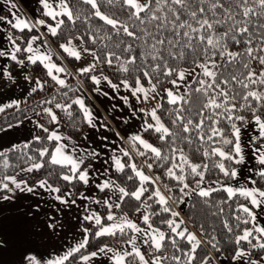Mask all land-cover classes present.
Here are the masks:
<instances>
[{"label": "snow or ice", "instance_id": "snow-or-ice-1", "mask_svg": "<svg viewBox=\"0 0 264 264\" xmlns=\"http://www.w3.org/2000/svg\"><path fill=\"white\" fill-rule=\"evenodd\" d=\"M2 2L12 18L0 16L10 62L0 81L17 83L13 65L42 66L56 94L31 109L47 117L33 122L43 135L0 144V264H264V0H37L32 18ZM57 36L67 57L91 61L57 64L47 43ZM22 74L29 96L45 90ZM94 95L120 103L101 116L86 103ZM13 128L0 126V139ZM66 227L82 236L64 243Z\"/></svg>", "mask_w": 264, "mask_h": 264}, {"label": "crops", "instance_id": "crops-1", "mask_svg": "<svg viewBox=\"0 0 264 264\" xmlns=\"http://www.w3.org/2000/svg\"><path fill=\"white\" fill-rule=\"evenodd\" d=\"M15 2L21 6V12L24 15L28 16L29 18L40 15V9H39L40 7L37 3V0H15ZM0 16H4L8 19L12 18L11 13L9 12L8 8L3 4L2 0H0ZM6 29H7V25L0 24V44H6V41L3 40L4 31ZM40 31L44 32L45 30L42 28L40 29ZM47 43H48V47L51 49V51L54 54H59L58 50L48 41V38H47ZM42 51H43V48H42ZM53 60L57 64L63 63V66L66 67L69 71L75 72L73 67L69 65L67 66L64 62H60L59 59H57L56 55H53ZM9 63H10L9 61L3 58H0V67H2L5 64H9ZM23 71H27V69L20 70L17 68L16 71L13 72L14 75L17 76V83L15 85L9 84L7 81H0V104L7 103L13 99L24 101L28 98L29 96L28 91L33 85L24 81L23 74H22ZM101 87L105 91H108L110 95L112 94V90L109 89L106 85L102 84ZM121 94L127 95V93H121ZM85 95H87V92L85 93ZM132 102L135 103L134 100ZM86 103H89L91 106L97 109L99 115L105 116L106 113L104 110L107 109L110 111L111 104L120 103V101L119 100L109 101L105 97L94 95L93 97L86 100ZM127 112H128V109L125 108L124 112H113L112 115L124 116L127 114ZM106 118L110 119V117H106ZM35 120H36L35 115H30L29 117H27L22 123H19L18 129L13 128L7 135L3 136V138L0 139V144L7 146L11 143H21L25 139L30 138V134L33 131H36L35 125L33 123ZM116 123H119V121H116ZM139 124H140L139 120L133 119L129 121V124L123 125L122 128L128 133H134L138 130ZM88 133L90 136L97 135V133H94L92 130H88ZM108 135L111 136L110 133ZM248 135H253V133L249 132ZM123 146L126 147V144ZM252 163L254 164V161ZM248 175H249V172L247 169H245L243 172L242 179L244 177H247ZM249 187H251V185H249ZM100 195H103V194H100ZM180 208L183 209L182 211V215H183L187 209V206L181 205ZM73 214L79 215L80 210L73 209V211L69 213V217H72ZM136 216L137 215L134 214L133 216H130V217L134 219ZM259 219H260V223L264 224V216H261ZM71 222L73 225L77 223L75 219H72ZM64 231L67 233L66 241L64 243H72L74 239L80 238L82 236V233H80L78 230H75V229L70 230L69 228L66 227Z\"/></svg>", "mask_w": 264, "mask_h": 264}, {"label": "trees", "instance_id": "trees-1", "mask_svg": "<svg viewBox=\"0 0 264 264\" xmlns=\"http://www.w3.org/2000/svg\"><path fill=\"white\" fill-rule=\"evenodd\" d=\"M95 23H100V22L99 21H95ZM32 34H35V33H25L24 35H32ZM48 41L58 50L59 55L61 57H63L62 60L59 59L60 62H64L67 66L69 65L71 67L76 65L77 61H74L71 58L66 57V55L64 53H62V51L59 49V44L64 42L63 40H61V38L59 36H57V37H48ZM16 69H17V67L15 65H13L11 70L14 72V71H16ZM27 72L29 74H31L34 79L38 75L39 78L42 81L46 82L45 90L43 92H37V93H35V94L31 95V96H28V98L26 99L27 103H22L21 104V109H24L25 111L18 112L16 109L13 108V109L6 110V112H4V113H0V126L6 127L8 123H12V124L15 125V124L20 123V121L23 122L30 115H35V113L33 111H31V109L35 108L36 104L38 102L43 101L46 98H50L51 96L56 94V86L44 74V70H43L42 66H29L27 68ZM111 73H112V70L109 69L107 74H109L111 76ZM112 78L115 80V77H112ZM68 83L71 84V85H75L77 83V80L69 78ZM91 87H94V86L90 85V82H89V90L91 89ZM165 87H170V85L165 84ZM36 110L39 111L40 109H36ZM74 111H75V106H74ZM58 115L61 118V125H60L61 131L65 132V133L69 132L67 118L64 116L63 113H58ZM35 117H36V120L39 119L42 123L47 119V117H44V116L37 117L35 115ZM46 126H48L50 129L55 127V125H46ZM85 130L88 131L86 129V126H85ZM36 132H37V134L43 135L42 133H39L38 130H36ZM74 138L79 139L78 136H76ZM146 138H148L147 135H146ZM150 140L153 143H157L155 136L150 137ZM126 147H127V145H126ZM138 159L139 158H137V160ZM153 174H158V173L154 172ZM35 175H39V174H35ZM128 184L132 185V181H128ZM257 186H259V183H258ZM215 195L224 196L226 194L219 193V194H215ZM129 203L130 204H135L136 202L135 201H130ZM126 210L128 211L130 216L134 215V213L131 210H129V209H126ZM202 215H203L202 211H200L198 209H193V208L188 207V206H187L186 211L183 214V216H184L186 221H188V217L189 216H194V218L197 221V225L200 222H202L201 219H200V217ZM214 222H215V218H210L209 221H208V225L207 226L209 228H212L214 226ZM215 226L219 227L218 224H215ZM161 227H165V226L161 225ZM189 227H190V229H192L194 231L196 230V228L193 227V225L191 223H189ZM102 239H103L104 242H111L113 247H117L118 246L114 242L111 241V238H102ZM99 243H101V240H92L91 244H90V247H89V251L94 250L95 245H97Z\"/></svg>", "mask_w": 264, "mask_h": 264}, {"label": "rangeland", "instance_id": "rangeland-1", "mask_svg": "<svg viewBox=\"0 0 264 264\" xmlns=\"http://www.w3.org/2000/svg\"><path fill=\"white\" fill-rule=\"evenodd\" d=\"M76 43H78V42H76ZM66 55V54H65ZM67 57V56H66ZM91 61V57L90 56H86L84 59H82L81 61H77V63H76V65L75 66H73V69L74 70H76L77 68H79V67H81V66H84L86 63H88V62H90ZM189 79H191V77L189 78ZM181 90H183V89H181ZM153 103H155V102H153ZM252 133V132H251ZM254 134V133H253ZM140 159V158H139ZM138 159V160H139ZM233 184H235L236 183V181H233L232 182ZM134 220H136L137 222H139V217L138 216H136L135 218H134Z\"/></svg>", "mask_w": 264, "mask_h": 264}]
</instances>
